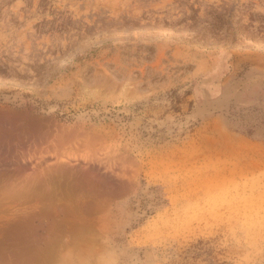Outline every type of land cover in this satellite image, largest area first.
I'll return each mask as SVG.
<instances>
[{"label": "rangeland", "instance_id": "rangeland-1", "mask_svg": "<svg viewBox=\"0 0 264 264\" xmlns=\"http://www.w3.org/2000/svg\"><path fill=\"white\" fill-rule=\"evenodd\" d=\"M2 121L1 177L56 131L96 168L97 254L39 264H264V0H0Z\"/></svg>", "mask_w": 264, "mask_h": 264}, {"label": "bare ground", "instance_id": "bare-ground-1", "mask_svg": "<svg viewBox=\"0 0 264 264\" xmlns=\"http://www.w3.org/2000/svg\"><path fill=\"white\" fill-rule=\"evenodd\" d=\"M0 124V151L10 157L13 148L10 135L14 129H6L4 121ZM46 135L49 139L44 136L37 141L32 153L38 158L34 168L28 163L18 164V176H0V207L3 210L0 209L8 217L0 232L2 260L33 264L56 255L75 257L96 251V248L85 246L94 238L90 228L87 230L93 238L85 244L80 242V229L99 228L101 220L103 200L99 197L96 168L82 160L83 142H74L73 136L62 131ZM16 170L13 172L17 174ZM9 223L13 225L8 227Z\"/></svg>", "mask_w": 264, "mask_h": 264}, {"label": "trees", "instance_id": "trees-1", "mask_svg": "<svg viewBox=\"0 0 264 264\" xmlns=\"http://www.w3.org/2000/svg\"><path fill=\"white\" fill-rule=\"evenodd\" d=\"M250 134V131H247Z\"/></svg>", "mask_w": 264, "mask_h": 264}]
</instances>
